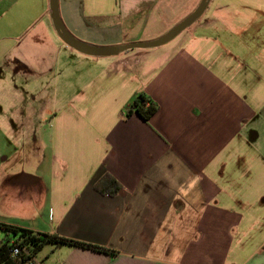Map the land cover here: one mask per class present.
Returning <instances> with one entry per match:
<instances>
[{
	"label": "crops",
	"instance_id": "obj_1",
	"mask_svg": "<svg viewBox=\"0 0 264 264\" xmlns=\"http://www.w3.org/2000/svg\"><path fill=\"white\" fill-rule=\"evenodd\" d=\"M200 1L59 6L77 38L115 47L163 36ZM9 93L52 102L0 108V223L102 248L47 244L42 264H264V0H210L172 40L113 56L62 41L50 0H0ZM140 93L159 106L149 122L127 114ZM106 174L119 193L95 189Z\"/></svg>",
	"mask_w": 264,
	"mask_h": 264
},
{
	"label": "trees",
	"instance_id": "obj_2",
	"mask_svg": "<svg viewBox=\"0 0 264 264\" xmlns=\"http://www.w3.org/2000/svg\"><path fill=\"white\" fill-rule=\"evenodd\" d=\"M158 104L144 93L138 94L130 103L127 114H138L144 121L149 122L158 111ZM95 189L102 194L115 195L119 193L121 185L119 182L106 174L95 185ZM0 264H27L29 260L36 257L37 253L47 244H70L82 245L102 249L91 244L77 241L52 233H42L31 229L17 227L0 223ZM20 252L14 255V248Z\"/></svg>",
	"mask_w": 264,
	"mask_h": 264
},
{
	"label": "water",
	"instance_id": "obj_3",
	"mask_svg": "<svg viewBox=\"0 0 264 264\" xmlns=\"http://www.w3.org/2000/svg\"><path fill=\"white\" fill-rule=\"evenodd\" d=\"M209 2L210 0H201L196 6V8L189 15H187L176 26H174L171 30H169L166 34L159 38L150 41L131 42L115 47L94 46L92 44L80 40L74 34H72V32L66 27L61 17L59 0H50V10L54 28L61 40L64 41L67 45H69L76 51L90 56H113L127 49L151 48L160 46L172 40L202 15L204 10L207 8Z\"/></svg>",
	"mask_w": 264,
	"mask_h": 264
},
{
	"label": "rangeland",
	"instance_id": "obj_4",
	"mask_svg": "<svg viewBox=\"0 0 264 264\" xmlns=\"http://www.w3.org/2000/svg\"><path fill=\"white\" fill-rule=\"evenodd\" d=\"M143 37H151V36L149 34H145V35H143ZM13 91H15V89H13V87H12L10 92H13ZM11 95H12V93H9V98L3 99V100L0 99V108L6 107L9 110V113H11L12 111L17 110V109H26V106H34L35 108H38L40 110V107L43 105V103L46 101V99H48L50 102H52V97L49 99L47 97V95L41 96L42 98H40V99H33V98L29 97V98H25V99H21V100H18L16 98H12ZM1 101L6 102V104H2ZM0 113H1V110H0ZM9 117L15 118V120L16 119L17 120L20 119V121H22V118H23L22 115L21 116H17V115H11V114H9ZM6 118H7V116L0 114V123L1 122H6L5 121ZM50 122H51V116L50 115L45 116L41 120V131L39 132V136H40L39 139H42L43 143H46V144H48V139H49V125H50ZM35 134H37V133H35ZM8 137H9L10 140H12L11 138L14 137L13 132H10ZM23 139H25V138H23ZM22 143L20 141L18 143H16V139L14 140V145H15L16 151L18 152L17 154L19 156H22L23 153L26 154L30 150V147L28 145L23 147ZM10 149L11 148H9L7 150V153L11 152ZM39 149H40L39 157L40 158L41 157H45L46 151H45L44 144H42ZM36 156L37 155H35V157ZM46 250H47L46 247L42 248L37 253V255H36L37 258L45 259Z\"/></svg>",
	"mask_w": 264,
	"mask_h": 264
},
{
	"label": "built area",
	"instance_id": "obj_5",
	"mask_svg": "<svg viewBox=\"0 0 264 264\" xmlns=\"http://www.w3.org/2000/svg\"><path fill=\"white\" fill-rule=\"evenodd\" d=\"M20 252L19 248H14L13 253L14 255H17ZM27 264H42L41 261H38L36 258L29 260Z\"/></svg>",
	"mask_w": 264,
	"mask_h": 264
}]
</instances>
